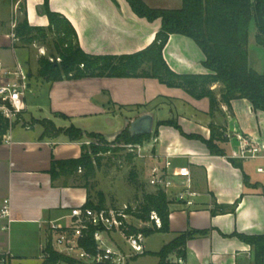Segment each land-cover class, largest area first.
<instances>
[{
  "label": "crops",
  "instance_id": "crops-1",
  "mask_svg": "<svg viewBox=\"0 0 264 264\" xmlns=\"http://www.w3.org/2000/svg\"><path fill=\"white\" fill-rule=\"evenodd\" d=\"M20 1L23 0L17 3ZM144 1L154 8L169 9L181 8L183 3V0ZM25 4L32 25L49 24L44 0H25ZM49 6L70 20L83 50L95 55L140 51L152 43L162 24L161 19L151 22L139 17L127 0H50ZM13 46L9 35L0 38V60L9 67L17 63L5 62L6 51L19 48ZM164 57L177 73H211L204 66L205 54L190 37L171 35ZM30 76L33 77L31 73ZM44 88L49 96L50 119L57 127L73 124L109 139L104 132L90 131L87 124L97 118L104 119L116 125L117 136L136 117L153 115L157 137L153 143L146 144L148 155H152L147 157L148 166L163 164L170 157L175 168H190L194 185L202 193L196 208L170 205V231L156 232L162 234L161 248L181 233L205 230L208 234L188 241L184 264H255L251 245L234 233H264V177L260 179L257 175L264 174L258 171L264 165H255L258 160H264L235 156L240 152L243 138L264 146V111L253 110L247 99H236L232 101V111L221 103L220 110L212 116L209 98L196 99L183 89L168 87L155 78L87 77L47 83ZM221 88L220 83L211 87L218 100ZM24 111V116H29L26 120L43 119L31 113L28 106ZM170 119L176 120L184 133L205 139L211 137V122L222 126L227 140L218 144L225 155L211 154L204 141L186 137L174 126H157L159 121ZM42 133L43 127L38 123L31 128L17 125L11 131V142L0 143V206L5 198L11 199L14 221L7 232L18 223L34 225L47 241L46 221L67 222L64 217L72 208L85 206L89 191L84 184L65 183L64 177L55 179L50 172L54 159L80 157L86 139L72 140L66 135L42 138ZM232 158L236 159V165ZM236 201L235 212H230ZM2 232L5 231L0 226L1 245ZM44 245L41 240V251ZM190 252H195L196 261L189 260Z\"/></svg>",
  "mask_w": 264,
  "mask_h": 264
},
{
  "label": "trees",
  "instance_id": "trees-1",
  "mask_svg": "<svg viewBox=\"0 0 264 264\" xmlns=\"http://www.w3.org/2000/svg\"><path fill=\"white\" fill-rule=\"evenodd\" d=\"M127 1L139 17L151 22L161 19L162 23L152 43L134 53L119 55L87 53L81 47L78 33L70 20L65 15L50 9V0H44L43 4L44 12L49 19L47 26L32 25L29 22L25 0H23L22 16L16 19L12 33L21 46L29 47L35 43H42L53 47L50 56L43 55L38 60V75L47 83L87 77L155 78L168 87L183 89L196 99L209 98L212 116L216 110H220L221 103L232 111V101L236 99H247L253 110L264 111V72L260 73L253 67L249 49L252 22L256 25V42L264 47V0H183L182 7L178 9L154 8L144 0ZM173 34L190 37L197 43L206 57L204 66L211 73L180 74L169 66L164 57V49ZM14 46L19 47L16 43ZM57 58L61 59L60 63L56 61ZM218 83L222 84L220 100L211 89ZM24 114L25 111L19 112L11 122L0 112V143L11 125L14 128L23 121ZM38 122L43 127L42 138L66 135L72 140L96 137L105 144L121 142L142 144L151 137V134L133 136L126 128L113 141H109L101 133L87 132L73 124L66 128L57 127L49 118L40 119ZM161 125L174 126L186 137L204 141L213 155H225V151L218 142L226 141L227 137L224 128L214 122L210 124L209 139L184 133L174 119L159 121L157 126ZM81 148L82 154L78 158L54 159L50 172L55 179L64 177L67 180L78 177L89 191L88 184L96 175L103 160V157L99 155L100 151L118 154L122 149L102 148L93 143L89 145L83 143ZM127 157L128 161L132 162L136 155L130 152ZM231 162L234 165L237 164L234 158ZM132 175L136 183V173ZM98 195L99 198L96 201L89 191L85 206L107 207L104 194L99 192ZM171 204L172 201L163 191L143 190L142 194L135 199L136 207L130 210L131 214L138 220L149 221L151 213L155 211L162 220V227L140 230L132 227L131 232L141 231L146 236L156 232H169ZM237 205L238 201L231 206L230 212H235ZM208 232L189 230L181 233L155 253L159 259L158 264H180L179 260L185 261L188 241L196 236L206 235ZM234 236L251 245L255 264H264V233L259 235L234 233ZM85 245L88 250L95 248L92 238H88ZM45 252L48 257L43 264H54L59 261L76 264L55 252L50 243L47 244Z\"/></svg>",
  "mask_w": 264,
  "mask_h": 264
},
{
  "label": "built area",
  "instance_id": "built-area-1",
  "mask_svg": "<svg viewBox=\"0 0 264 264\" xmlns=\"http://www.w3.org/2000/svg\"><path fill=\"white\" fill-rule=\"evenodd\" d=\"M12 36L14 38L13 33ZM0 77V112L12 122L19 112L26 109L25 72L19 63L9 67L0 60ZM12 129L11 125L2 142H11ZM241 141L240 152L235 157L264 160V146L251 139L243 138ZM124 147L134 152L138 158L152 157L148 155L143 143H129ZM258 171L264 173V167H259ZM148 184L155 191L166 193L172 204L181 205L185 209L199 206L202 193L194 185L190 168H175L170 157H167L163 164L150 167ZM135 207L134 204L74 207L64 217L67 222H62V219L46 221L49 234L40 259H47L45 249L50 243L55 252L76 264H130L133 259L146 253V235L141 231L131 232L132 227L136 226L133 220H138L130 212ZM13 221L11 199L5 198L0 206L2 231H8ZM149 221L152 228L162 227V220L155 211L151 213ZM88 238L94 241V250L86 248ZM12 258L11 249L0 244V263L9 264ZM179 263L184 264L185 261L179 260ZM54 264L70 263L59 261Z\"/></svg>",
  "mask_w": 264,
  "mask_h": 264
},
{
  "label": "rangeland",
  "instance_id": "rangeland-1",
  "mask_svg": "<svg viewBox=\"0 0 264 264\" xmlns=\"http://www.w3.org/2000/svg\"><path fill=\"white\" fill-rule=\"evenodd\" d=\"M22 1L19 3L13 0H0V38H5L9 35L12 39V46L15 43L19 46L18 49H9L6 51V63L17 62L21 65L25 72L26 82V106L31 113L38 118H52L49 111V96L47 89L44 85L47 84L38 75V60L41 56H50L53 52L51 45H45L42 43H35L32 46H21L15 38L12 36V30L16 24V19L22 16ZM256 25L251 23L250 27V41L249 49L251 53L252 65L260 73L264 72V47L259 46L256 42ZM14 47V46H13ZM22 48V49H21ZM54 59H52L53 61ZM60 63L61 59H56ZM30 73L33 77L30 76ZM165 116V115H163ZM24 116L23 121L19 124L31 128L33 124L38 123V120ZM96 125L88 123L90 131H101L113 141L116 138V125L104 119L97 118ZM157 130L153 129L150 139L143 142V144L153 143L156 139ZM113 138V139H112ZM87 145L93 143L102 148L110 149H122L118 154L113 152L100 151V156L103 157L101 166L97 169L96 175L91 178L88 187L94 200L98 201L99 192L105 196L106 206H122L124 204H134L135 199L140 196L143 190L154 192L155 189L148 184V175L150 163L148 158H136L132 159V162L128 161L127 154L130 153L128 148H125V143H103L96 137H85ZM134 154V152H131ZM264 165V162L258 160L255 165ZM132 173H136V183L133 180ZM257 173V172H256ZM80 175V173H78ZM258 178L264 177V174L257 173ZM65 183L83 184L78 177L65 179ZM136 224V228L144 229L150 228V221L133 220ZM2 246L7 248V244H10V248L15 257L11 259V264H43L44 261L40 259L42 251L40 250V241L42 245L46 242V237L43 232H40L34 225L15 224L12 230L9 232H2ZM10 234V235H9ZM9 235V236H8ZM162 246V234L153 233L146 236V253L133 259L130 264H158V258L155 255ZM195 253V252H194ZM190 252V261H196L195 255Z\"/></svg>",
  "mask_w": 264,
  "mask_h": 264
},
{
  "label": "water",
  "instance_id": "water-1",
  "mask_svg": "<svg viewBox=\"0 0 264 264\" xmlns=\"http://www.w3.org/2000/svg\"><path fill=\"white\" fill-rule=\"evenodd\" d=\"M154 128V117L153 115L146 113L136 117L131 121L129 125V132L135 135H148L153 132ZM103 264V263H96Z\"/></svg>",
  "mask_w": 264,
  "mask_h": 264
}]
</instances>
